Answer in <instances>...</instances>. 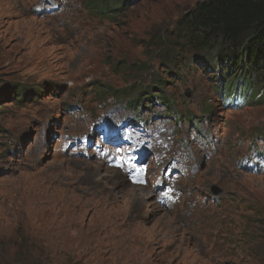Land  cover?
Listing matches in <instances>:
<instances>
[{
	"label": "rangeland",
	"instance_id": "obj_1",
	"mask_svg": "<svg viewBox=\"0 0 264 264\" xmlns=\"http://www.w3.org/2000/svg\"><path fill=\"white\" fill-rule=\"evenodd\" d=\"M89 1L0 0V264H264V104L168 61L203 0Z\"/></svg>",
	"mask_w": 264,
	"mask_h": 264
},
{
	"label": "trees",
	"instance_id": "obj_2",
	"mask_svg": "<svg viewBox=\"0 0 264 264\" xmlns=\"http://www.w3.org/2000/svg\"><path fill=\"white\" fill-rule=\"evenodd\" d=\"M136 1L146 0H90L88 5L97 14L113 19ZM171 33L174 42L170 50L176 57L169 62L183 60L203 74L212 75L210 80L219 88L217 95L229 107L264 104V0L197 2ZM168 69L170 78H178ZM155 82L153 87L140 90L131 109L139 114L140 109H149L144 106L147 103L163 107L168 114L175 113L166 97L167 81L159 78ZM130 87L121 92L106 89L105 97L129 93ZM167 117L178 121L175 114Z\"/></svg>",
	"mask_w": 264,
	"mask_h": 264
},
{
	"label": "bare ground",
	"instance_id": "obj_3",
	"mask_svg": "<svg viewBox=\"0 0 264 264\" xmlns=\"http://www.w3.org/2000/svg\"><path fill=\"white\" fill-rule=\"evenodd\" d=\"M156 245H158V242H154V241L152 242V244H150L151 247H155ZM142 247L145 248L144 251H147L146 250L147 247H145V246H142Z\"/></svg>",
	"mask_w": 264,
	"mask_h": 264
}]
</instances>
